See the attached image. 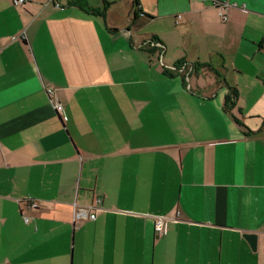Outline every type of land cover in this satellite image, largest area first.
<instances>
[{"label": "crops", "instance_id": "crops-1", "mask_svg": "<svg viewBox=\"0 0 264 264\" xmlns=\"http://www.w3.org/2000/svg\"><path fill=\"white\" fill-rule=\"evenodd\" d=\"M76 1L0 0V264H264V0Z\"/></svg>", "mask_w": 264, "mask_h": 264}, {"label": "built area", "instance_id": "built-area-1", "mask_svg": "<svg viewBox=\"0 0 264 264\" xmlns=\"http://www.w3.org/2000/svg\"><path fill=\"white\" fill-rule=\"evenodd\" d=\"M14 4L16 6H23L25 5V3L27 2V0H13ZM213 7L216 8L219 11V15L222 18V20L224 22H226L228 20V17L226 15V12L229 10L230 6L228 4H213ZM155 48L157 49H161L162 46L159 43H156L155 45H153ZM48 94L50 96H54L55 95V91L49 89L48 90ZM54 101V100H53ZM55 109L56 110H60L59 109V104L55 102ZM32 208H37L36 204H33L31 206ZM76 210V219H80L82 217H86L87 216V212L86 210H83L82 208H75ZM90 219L94 220L95 219V215H91ZM26 221L28 222V219H26ZM154 229L155 232L157 234L158 237H163L166 233V229H167V221L165 220V218L162 217H157L155 219V223H154Z\"/></svg>", "mask_w": 264, "mask_h": 264}, {"label": "trees", "instance_id": "trees-1", "mask_svg": "<svg viewBox=\"0 0 264 264\" xmlns=\"http://www.w3.org/2000/svg\"><path fill=\"white\" fill-rule=\"evenodd\" d=\"M80 1H82V2H84V0H80ZM80 1H76V2H74V3H77V2H80ZM108 4H106L105 6H104V8L102 9V11H100V12H96V11H92V10H89V12H91L93 15H98V16H100V17H102V18H104L105 19V17H106V13H107V9H108V6H107ZM159 50H161L162 51V48L161 49H159ZM181 64V63H180ZM180 64H178L177 66H175V71H178V69L180 68ZM197 68H207V69H209V70H212L213 68L211 67V66H209V65H202V66H200V67H197ZM237 98H238V93H237V91L236 90H234V89H231L230 88V93H229V96L227 97V99H226V104H225V107L229 110V108H233L234 106H235V104H236V101H237Z\"/></svg>", "mask_w": 264, "mask_h": 264}, {"label": "water", "instance_id": "water-1", "mask_svg": "<svg viewBox=\"0 0 264 264\" xmlns=\"http://www.w3.org/2000/svg\"><path fill=\"white\" fill-rule=\"evenodd\" d=\"M247 240L249 241L251 247L253 250L256 249V245H257V236L253 235V234H249L246 236Z\"/></svg>", "mask_w": 264, "mask_h": 264}, {"label": "rangeland", "instance_id": "rangeland-1", "mask_svg": "<svg viewBox=\"0 0 264 264\" xmlns=\"http://www.w3.org/2000/svg\"><path fill=\"white\" fill-rule=\"evenodd\" d=\"M93 1H91V3H92Z\"/></svg>", "mask_w": 264, "mask_h": 264}]
</instances>
